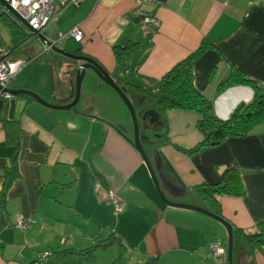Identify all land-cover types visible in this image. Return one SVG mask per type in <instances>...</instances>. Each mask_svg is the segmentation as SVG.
Segmentation results:
<instances>
[{
    "label": "crops",
    "instance_id": "1",
    "mask_svg": "<svg viewBox=\"0 0 264 264\" xmlns=\"http://www.w3.org/2000/svg\"><path fill=\"white\" fill-rule=\"evenodd\" d=\"M145 18L156 23L147 24ZM73 28L83 32V41L66 38L59 49L94 59L114 81L128 84L137 117L148 114L139 125L140 139L151 145L148 133L160 134L145 152L168 201L211 210L196 187L236 170L243 195L215 197L237 237L232 262L264 264V245L253 246L241 235L257 234L264 222V120L245 137L227 138L188 155L178 148L191 149L203 139L198 114H161L153 102L164 74L204 40L210 45L192 62L193 85L212 103L215 116L227 120L237 106L251 103V86L219 87L232 68L264 87V0H83L64 9L50 34L45 30L43 35L53 39ZM117 48L122 50L118 54ZM125 48H130L127 53ZM51 54L47 70L34 73L33 66L8 87L32 90L53 105L69 104L73 77L56 83L60 72L51 66L60 56ZM84 76L81 99L72 110L49 109L27 96L3 100L0 114L18 122L21 131L14 153L17 175L3 190V171L14 151L0 123V264H228L223 226L198 212L201 216L179 222L170 219L171 206L159 198L132 144L134 126L125 104L93 71ZM109 191L119 208L105 200ZM16 217L35 222L29 229H16ZM112 234L127 248L121 262H116L115 243L97 247ZM215 241L226 250L225 258L211 255ZM69 249H93V255H61Z\"/></svg>",
    "mask_w": 264,
    "mask_h": 264
},
{
    "label": "trees",
    "instance_id": "2",
    "mask_svg": "<svg viewBox=\"0 0 264 264\" xmlns=\"http://www.w3.org/2000/svg\"><path fill=\"white\" fill-rule=\"evenodd\" d=\"M0 26H3L7 30L10 42L5 47L0 38V60H20L25 64L27 61H30L29 58L26 62L20 59L21 54L19 55V52L21 47L33 37V34L14 18L1 3ZM209 45L210 43H206L203 40L195 51L173 65L161 78L158 90L153 95L155 108L161 114L169 110L193 111L198 114L197 129L201 132L203 139L191 149L178 148L179 151L188 155L195 154L206 147L216 146L227 138L245 137L259 122L264 120V87L254 82L251 78H248L243 71L237 68H232L231 75L227 81L221 84L219 91L231 85H249L254 91V99L249 104L237 106L227 120L218 119L213 111L212 103L195 89L192 78V62L205 53ZM130 48H125V53ZM77 50L78 52L80 51V49ZM121 51L118 48L115 50L116 54ZM120 55L121 53L117 56ZM74 70L76 71V68ZM115 83L121 89H126V85L128 86V84L120 80H115ZM125 92H127V89ZM28 99L30 100V98ZM2 103L3 100H0V112H3ZM0 123L6 134V143L13 146L14 151L10 158L11 165L3 171V190H5L17 175L14 153L19 145L18 136L21 128L18 122L6 120L4 115L1 114ZM165 126L167 127L166 121ZM196 192L207 202L208 206L210 205L209 208L211 210H208L221 217L218 208L219 205L215 197L218 195L239 197L243 195L244 189L239 174L232 168L227 170L218 182L213 184H200L196 187ZM258 228V233L255 235L247 236L241 234L243 239L253 246L264 245V222L259 223ZM111 243L117 245L116 262H121L127 248L118 236L114 234L110 235L109 238L103 243L98 244L97 247L101 245L109 247ZM72 253H76L79 257L89 258L93 255V249L83 251L69 249L63 251L61 255Z\"/></svg>",
    "mask_w": 264,
    "mask_h": 264
},
{
    "label": "built area",
    "instance_id": "3",
    "mask_svg": "<svg viewBox=\"0 0 264 264\" xmlns=\"http://www.w3.org/2000/svg\"><path fill=\"white\" fill-rule=\"evenodd\" d=\"M7 3L9 8L15 12L21 20L27 23L33 35L41 37L42 52L47 53L54 48H60L62 42L66 38H72L76 43H81L84 39V34L79 28H73L66 35L59 34L56 38H47L43 35L46 28H48L64 9L69 6H77L83 0H3ZM141 3L143 0H138ZM146 23H156L154 20L145 18ZM26 65L20 60H0V100L9 99L11 95L5 92L10 82L21 71L22 67ZM105 200L109 203L115 204L118 208L121 206L117 197L112 191L105 195ZM35 220L32 217H16L13 227L16 229L26 230L31 228ZM211 255L215 258L223 259L226 256L219 241H215L210 246ZM48 253H45V258Z\"/></svg>",
    "mask_w": 264,
    "mask_h": 264
},
{
    "label": "water",
    "instance_id": "4",
    "mask_svg": "<svg viewBox=\"0 0 264 264\" xmlns=\"http://www.w3.org/2000/svg\"><path fill=\"white\" fill-rule=\"evenodd\" d=\"M1 5L9 12L11 13L14 18H16L21 24H23L28 30H30V27L27 25L26 22L20 19V17L13 12L6 2L3 0H0ZM142 17V15H140ZM31 31V30H30ZM33 32V31H31ZM34 33V32H33ZM53 52L57 54L60 57H64L74 63H78V67H76V74H75V84H74V93H73V100L66 105H53L52 103L47 102L44 100L39 94L32 90H28L25 88L20 89H5V92L8 93L11 96H27L38 102L39 104L54 110H72L77 103L80 101V94H81V83L85 75L86 70L93 71L105 84H107L109 87H111L121 98L122 102L125 104L129 115L131 116L133 126H134V141L133 146L141 156L144 164L147 167V170L150 174V177L154 183V186L156 188V191L159 195V198L163 203L166 205H169L171 207L176 208H182L187 210H193L195 212L201 213L203 215H206L215 221H217L219 224L223 226V228L226 231L227 235V258H228V264H232V247H233V228L232 225L224 220L222 217L217 216L213 214L212 212L198 207V206H192V205H186V204H178L168 201L162 191L159 188V184L157 181L156 174L154 172L153 163H151L149 159V155L143 150L142 144L140 142L139 137V125L145 120L146 115H148L146 112L142 113L141 116L137 117L138 111H136V107L133 105V103L130 101L129 96L127 94L126 89H121L115 81L109 76V74L101 67L99 63H97L94 59L87 57V56H80V55H74L71 53H68L66 51H63L59 48H54ZM74 67V66H73ZM155 118H159V114L155 111L152 112ZM165 173V171H164ZM166 174V173H165ZM167 176V174H166ZM169 177V176H167ZM170 178V177H169Z\"/></svg>",
    "mask_w": 264,
    "mask_h": 264
},
{
    "label": "rangeland",
    "instance_id": "5",
    "mask_svg": "<svg viewBox=\"0 0 264 264\" xmlns=\"http://www.w3.org/2000/svg\"><path fill=\"white\" fill-rule=\"evenodd\" d=\"M46 30L49 31L50 30V26L48 28H46ZM50 32H51V30L48 33L50 34ZM0 38H1L2 44L5 47L9 45V43H10L9 42V34H8L7 30L3 26H0ZM63 45H64V43H62V48H63ZM51 52H52L51 55L54 56L55 53L53 52V50H51L47 54L42 52L41 39L39 37L33 35V37L30 40H28V42H26L25 45H23L21 47L20 52H19V55L21 54L20 55V59H22L23 61L26 62V60L29 58L30 61H27L26 65H24L22 67L21 71L16 75V77L12 81H15V83H18L19 81H21V79L25 78V76L28 75L31 72L30 69L33 66H36V67H34V69H35L34 73H39L41 69L42 70H47L48 69L47 63H48V60H49L47 55L50 54ZM44 63H45V65H44ZM41 65H43L45 67H39ZM73 66H74V63L72 61H70V60H68V59H66L64 57H60V62L56 63L55 65L53 64L51 66V68H53V71L60 72L59 73L60 74L59 75V79L58 80L56 79V83H58L61 80H65L66 81L68 76H72L73 77V84H75V74H76V72H75ZM56 83H54V84L56 85ZM83 84H85V76H84V78L82 80V83H81V94H82V91H83ZM8 88L9 87H7L6 89H8ZM73 89H74V86H73ZM81 94H80V99H81ZM12 97L13 96H11L9 99H11ZM9 99H5V100H9ZM1 100H3V99H1ZM130 119H131V116H130ZM131 126H133L132 119H131ZM139 133H140V130H139ZM148 135L150 136V141L149 142H152L151 145H150V143H146L145 141H142L140 139V142L142 144V148H143L144 151H145V149L148 146H154L156 144L155 140L157 142L158 138L160 136L159 133L153 132V130L151 132H149ZM148 155H149V159H150V153ZM150 161H151V159H150ZM151 163H152V161H151ZM145 168L147 169V167H145ZM169 208H170V219L172 221L179 222V221H182L185 218H189V217H192V216H201V214H198V213H196L193 210L174 208V207H169ZM225 235H226V232H225ZM236 243H237V237L234 236L233 237V246L236 247ZM222 244L227 247V235L225 237H222ZM232 264H233V262H232Z\"/></svg>",
    "mask_w": 264,
    "mask_h": 264
}]
</instances>
